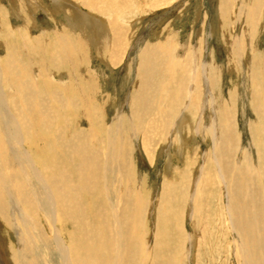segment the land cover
I'll use <instances>...</instances> for the list:
<instances>
[{"label": "rangeland", "instance_id": "1", "mask_svg": "<svg viewBox=\"0 0 264 264\" xmlns=\"http://www.w3.org/2000/svg\"><path fill=\"white\" fill-rule=\"evenodd\" d=\"M66 1L70 3L66 6L69 11L64 13L50 8L48 0H0V31L7 29L10 33L1 37L0 54L13 47L21 56H29V62L33 63L30 71H43L40 74L44 79L39 83L26 79L24 83H15L14 87L20 93L19 90L28 85L27 88L25 85L28 97L24 95L21 103L30 100L26 103L30 113L44 110L40 117L34 116L43 136L37 135L33 140L35 147L47 151L46 162L40 166L45 171L43 175L51 187L52 180L62 175L65 188L72 183L77 193L73 195L72 188L76 211L84 215L78 218V228L73 221L67 222L65 233L71 240L64 236L69 245L82 249V264H93L97 254L99 258L105 255L108 264H264V193L260 195L263 204L257 214V224L243 227L245 231L240 233L246 237V241H242L249 261L246 262L239 254L240 238L232 227L228 180L224 178L223 169H220L223 175L216 173L215 164L222 161L217 147L223 142L222 129H227L219 125L221 111L218 110V122H215L211 107L200 113L201 116L197 106L193 112L185 108L193 83L195 92L204 91L203 81L207 79L203 78L202 66L207 64L208 78L215 77L218 81L219 96L215 102L218 108L229 110L227 117L231 120L235 145L232 167L247 165L251 171L257 169L255 180L264 188V153L257 159L264 146V0ZM84 16L89 22L84 23ZM103 23L108 33H104L107 30ZM97 27L105 30L102 31L105 36L99 44L93 41L96 44L93 47L91 41ZM44 40L49 47L44 48ZM192 56L197 64L195 81V77L188 78L191 73L188 62L189 59L194 61ZM47 58L50 62L46 64ZM142 68L147 69L145 81L140 76ZM61 81L65 86L57 84ZM48 86L55 87L53 95L47 92ZM137 90H141L138 95L141 94L142 114L141 119L134 117L133 120L128 100ZM21 103L17 109H22ZM254 107L261 110L259 116L254 113ZM182 113L187 117L178 129L176 122ZM214 122L217 131H221L217 132L216 139ZM54 125L64 128L63 143L57 139L59 130ZM12 131L13 139L18 140L19 135L16 133V138L14 129ZM79 134L85 138L77 139ZM142 143H147L153 161L146 157ZM76 144L87 146L84 159ZM126 145L130 146L129 151L125 150ZM123 157L128 159L126 167ZM82 183L87 186L86 191L80 190ZM35 185L40 189L37 183ZM56 187L59 191L60 187L57 184ZM242 189L249 197L247 193L255 188L248 183ZM66 192L70 193L67 189ZM107 192L109 199L112 198L110 201H106ZM115 193L121 198L119 206L110 205L111 200L117 199ZM19 200L28 214V222L24 223H31L21 228L29 227V231L21 230L26 234L24 246L31 249L24 258L31 264L42 261L59 264V255L50 241L54 233L48 231L42 212L28 207L29 201L24 195ZM18 213L23 212L18 210L14 218L17 226L20 225ZM35 215L39 216V221ZM90 228L94 234L91 239H84V230ZM38 234L42 241L37 239ZM5 236L6 245L19 264L23 241L18 239L20 228L15 226L12 232L6 231ZM99 238L105 239L106 247L101 248ZM43 241L48 252L40 248ZM88 248L89 256L84 255Z\"/></svg>", "mask_w": 264, "mask_h": 264}, {"label": "bare ground", "instance_id": "2", "mask_svg": "<svg viewBox=\"0 0 264 264\" xmlns=\"http://www.w3.org/2000/svg\"><path fill=\"white\" fill-rule=\"evenodd\" d=\"M52 5L50 8H54L56 11H63L64 13L66 11H69V9L66 7L68 6L70 3L66 0H48ZM86 1V0H85ZM81 2V1H80ZM88 2V1H86ZM33 3V2H32ZM36 3V1H35ZM65 4V6H63ZM76 4V3H75ZM79 1L76 4L77 6H79ZM48 6V5H46ZM46 8V7H45ZM44 8V9H45ZM48 8H46L47 10ZM70 13V12H69ZM111 17V16H110ZM255 17V16H254ZM253 17V18H254ZM2 20V19H1ZM87 21L89 22V19L86 18L84 16V23H87ZM112 24V23H111ZM116 25V23H115ZM117 26V25H116ZM119 26V25H118ZM103 27L105 30H107V26H105V23H103ZM83 28V27H81ZM114 28V27H112ZM118 28V27H115ZM87 29V28H86ZM94 29V28H93ZM92 29V30H93ZM7 30V29H6ZM4 30V31H0V40L1 37L3 36H9L8 32ZM90 30V29H89ZM102 30L100 27L96 28V35H94L95 38H93V36H91L94 40H92V44L93 41L94 43L96 42V44L102 42L103 37L105 36L104 33H108L109 31L107 30L106 32L102 33ZM114 30V29H113ZM15 31V30H14ZM88 31V30H87ZM123 31V30H122ZM16 32V31H15ZM73 32V31H72ZM98 32V35H97ZM18 33V32H17ZM82 34H84L82 31L80 32ZM89 33L92 34V32L90 31ZM94 33V32H93ZM115 33V32H114ZM73 34V33H72ZM87 34V33H85ZM95 34V33H94ZM118 34V33H117ZM27 35V34H26ZM104 35V36H103ZM62 36V35H60ZM23 37V36H22ZM21 37V38H22ZM57 37H59V35H57ZM56 37V40H57ZM75 37V36H74ZM81 37V36H80ZM85 37V35H84ZM83 37V38H84ZM113 37V36H112ZM121 37V36H120ZM10 38V37H9ZM30 38V37H28ZM66 38V37H65ZM82 38V39H83ZM90 38V37H88ZM119 38V37H118ZM17 39V36H16ZM59 39V38H58ZM121 39V38H120ZM24 40V39H23ZM33 40V39H32ZM46 40V39H45ZM44 40L45 43H43L44 48L47 45V42ZM87 40V39H86ZM8 41V40H7ZM26 41V39L24 40V42ZM58 41V40H57ZM11 42V41H10ZM59 42V41H58ZM69 41L67 40V43ZM87 42V41H86ZM7 43V42H6ZM60 43V42H59ZM71 43V42H69ZM9 44V43H8ZM29 42H27L26 46L28 45ZM33 45V43H30V45ZM41 44V43H40ZM63 44V42H62ZM96 44H93L92 46L95 47ZM23 45V43L21 44V46ZM58 45V44H57ZM18 46V45H17ZM25 46V48H26ZM42 46V45H41ZM237 46V45H236ZM24 48V46H22ZM37 47V46H36ZM47 47H49L47 45ZM57 47V46H56ZM3 48V44L2 41H0V49ZM29 48V47H28ZM40 48V46H39ZM42 46V49H44ZM116 48V47H115ZM113 48V49H115ZM59 49V48H58ZM73 49V48H72ZM71 49V50H72ZM118 49V48H117ZM4 50V49H3ZM33 50V49H32ZM46 50V49H45ZM74 50V49H73ZM238 50V49H237ZM24 51V50H23ZM39 51V50H38ZM52 52V50H51ZM69 52V51H68ZM192 52V51H191ZM238 52V51H237ZM3 55L0 54V255L2 258H0V264H16L15 262V258L16 255L13 254L12 255V251L10 250V246L6 245V236H5V232H9V231H13V228L18 227L20 228V239L19 241H22L23 239L26 238V234L22 231H29V227L22 230L21 228L23 227V225H25V227L31 223L25 224L24 222H28V214L26 213L27 210H25L24 206H22L21 202H20V197L22 195H24V197L28 198L29 201V205L28 207H30L32 210L33 208L35 209L34 212H36V208L39 209L43 214V218L45 219L44 221H46L47 223V229L50 232H53L54 234V238L52 237L50 241H52L51 243H53L54 248H55V252L59 255V264H82L83 261V256L81 255V248L80 247H76L73 244L67 243V239H65V236L68 238V240H71V238L67 235V233H65L67 229V222L68 221H73L75 228H78V218L80 219V216L84 215L83 213L77 212L76 211V202H74V196L75 194H77L74 191L73 188V184L69 183L67 185V188H65L66 182L62 181V179L64 180L63 177H61L62 175H60L59 173V177L54 178L52 180V187L50 185V182L47 180L46 176H44V170L40 169V166H43V163L46 162L44 161V159H46L45 155L47 151H44L43 148L39 147H35L33 145V140L37 139V135H42L40 134V132L38 131L39 129H41L39 127V122L36 119V117L34 116H41V112L44 110L42 109H38L39 113H34L28 110V108L26 107V103L29 104L30 100L26 99L25 101H22L23 103H21V100L24 99L25 96L28 97V94L26 93L25 89V85L23 86L22 90H19L20 93L17 92V90H15L16 85H14L15 83H20L23 82L26 79H31L32 83L36 84L39 83V81H41L40 79H44V77L40 74L42 72H33V70L30 71V69L32 68L33 63L29 62L28 59L29 56L28 55H23L21 56L20 53H17V49L10 47V49L8 48V50H4L3 51ZM71 53V52H70ZM116 53V52H114ZM23 54V53H22ZM44 55V54H43ZM42 55V56H43ZM52 55V54H51ZM68 56V55H67ZM70 56V55H69ZM115 56V54H114ZM46 57V56H44ZM117 57V56H116ZM193 57V56H192ZM27 58V59H26ZM73 58V57H72ZM122 58V57H121ZM194 58V57H193ZM43 59V58H42ZM46 59V58H45ZM54 59V58H52ZM46 64L50 62V60H45ZM190 62H188V68H190L191 73L189 74L190 78L192 76V78H194L193 80L195 81L197 79L198 74H196V69H197V64H196V60L194 58L193 59H189ZM53 62V61H52ZM31 63V64H30ZM45 64V65H46ZM184 64H182L183 66ZM44 66V64L42 65ZM55 68L57 67L56 65H52ZM72 66V65H71ZM181 66V67H182ZM185 66V65H184ZM199 66V65H198ZM34 67V66H33ZM38 67V66H37ZM46 68V66H44ZM165 67V66H164ZM40 68V67H39ZM38 68V69H39ZM34 69V68H33ZM37 69V70H38ZM41 69V68H40ZM54 69V68H53ZM143 68L141 71V78L145 81V76H146V70H144L143 72ZM162 70V69H161ZM181 70V69H180ZM186 70V69H185ZM41 71V70H39ZM46 71V70H45ZM55 71V70H54ZM154 71V70H153ZM184 71V70H183ZM149 72V71H148ZM202 72H203V78L207 79L206 81L204 80V91H202L200 88L199 92L198 91H194V83L192 84L191 88L189 89V94H188V98H187V104L185 106V108L187 109V111L193 112L194 109L197 108V113L203 114L204 111L209 107H211L213 110V115L214 116V120L215 122H218L216 120V115L218 110L221 111L220 115L218 118L219 119V125L220 127H227L226 131H223L222 129V133H221V139L223 142H221V144L219 145V147H217L219 149V155L221 157V164H222V168L221 165L219 163L218 160V164L216 162V173H221L220 169H223L224 173H225V179L228 180L226 182V186L228 185V190L230 192V201L232 204V211H233V215H232V227H233V231L236 233V237L240 238L238 240V243L240 244V256L243 257V260H247L246 257V253L247 251H245V249L243 250L242 246V241H246V237L244 238V235L240 234L242 233V230H244L245 228H247V226H251V224L253 225V223L258 222V216L257 214L260 213L261 209H262V200L260 198L261 193H264V188L261 186L262 183H258L255 180L254 174H256L254 171L257 170L254 168V170H250L248 168V166H244L242 168H235L232 167V162H233V153H234V133H233V129H232V125H231V120L227 117V113L229 114V110L228 108H218L219 104L218 102L216 103L215 101H218V90L216 89L217 86V82L215 77H211L210 79L208 78V67L207 64H204L202 66ZM184 73V72H183ZM56 74V73H53ZM75 74V73H74ZM196 74V76H195ZM51 76V75H50ZM154 76V74H153ZM49 77V76H48ZM52 77V76H51ZM50 77V78H51ZM61 77V76H60ZM75 77V76H74ZM149 77V76H148ZM65 78V75H64ZM163 78V77H162ZM53 79V78H52ZM151 79V78H150ZM63 81V79H61ZM155 80V79H154ZM153 80V81H154ZM201 80V79H200ZM200 80L198 82H200ZM53 81V80H52ZM61 81V82H62ZM67 79L65 80V83H67ZM73 81V80H72ZM152 81V82H153ZM58 82L57 84H60L61 86H65L64 82ZM193 82V81H192ZM29 83V82H27ZM31 83V82H30ZM52 82H50L51 84ZM154 83V82H153ZM164 83V82H163ZM49 84V86H50ZM76 84V83H75ZM143 84V83H142ZM189 84V83H188ZM52 85V84H51ZM78 85V84H76ZM154 85V84H153ZM164 86V84H162ZM203 86V84H200ZM28 85H26L27 88ZM30 86V85H29ZM38 86V84H37ZM48 86V93H50V95H53L55 93V87H49ZM74 87V86H73ZM142 87V86H141ZM156 87V86H155ZM182 87V86H181ZM63 88V87H62ZM154 88V87H153ZM162 88V87H161ZM177 88V87H176ZM46 89V88H45ZM79 89V88H78ZM203 89V88H202ZM33 90V89H32ZM39 91V90H38ZM64 91V90H63ZM178 91V90H177ZM180 91V90H179ZM29 92V91H28ZM34 92V91H33ZM166 92V91H165ZM39 93V92H38ZM66 93V92H65ZM137 93V94H136ZM138 93H141V90H137L134 94L132 98H129V108H131L132 111V117L134 120L135 119H141V114L142 112L140 111L142 108L140 106V95H138ZM175 93V92H173ZM184 93V92H183ZM30 94V93H29ZM32 94V92H31ZM44 94V93H43ZM157 94V93H156ZM25 95V96H24ZM46 95V94H45ZM70 95V94H69ZM78 95V94H77ZM82 95V94H81ZM174 95V94H173ZM172 95V96H173ZM185 95V94H184ZM19 98H16V97ZM37 96V95H36ZM41 96V95H39ZM58 96V94H57ZM34 97V96H33ZM55 99H57L55 96H53ZM78 97V96H77ZM200 97V99H199ZM30 98V97H29ZM36 98V97H35ZM85 98V97H84ZM148 98V97H147ZM20 99V101L18 102V100ZM72 100V99H70ZM83 100V99H82ZM145 100V99H144ZM152 100V99H151ZM41 101V100H40ZM63 101V100H62ZM66 101V100H65ZM86 101V100H85ZM127 101V102H128ZM143 101V100H142ZM175 101V100H174ZM178 101V100H177ZM172 102V101H170ZM19 103H21L22 109L18 108L17 106L20 105ZM83 103V102H82ZM158 103V102H157ZM43 104V103H42ZM72 104V103H71ZM70 104V105H71ZM218 106H217V105ZM230 104V103H229ZM144 105V104H143ZM72 106V105H71ZM195 106H197L195 108ZM43 107V106H42ZM87 110V105L84 106ZM231 107V106H230ZM229 107V108H230ZM47 108V107H46ZM45 108V109H46ZM175 105L172 106V109H174V111H176ZM264 108V107H263ZM17 109V110H16ZM44 109V107H43ZM49 109V108H48ZM56 109V108H55ZM147 109V108H146ZM149 109V108H148ZM42 110V111H41ZM153 110V109H152ZM210 110V111H211ZM254 113L259 116L260 111L258 108L254 107ZM54 111V110H53ZM146 111V110H145ZM224 111V112H223ZM170 112H168L169 114ZM189 113V112H188ZM58 114V113H57ZM167 114V115H168ZM172 114V113H171ZM186 113H182L179 116V119L177 120L176 124L178 125V129L179 125L183 123V120L185 119V115ZM233 114V113H232ZM56 115V114H55ZM54 115V116H55ZM148 115V114H147ZM224 115H226V117H224ZM163 116V115H162ZM191 116V115H190ZM201 116V115H200ZM56 117V116H55ZM55 117H53V119H55ZM60 117H62L60 115ZM187 117V116H186ZM64 117H62L63 119ZM145 118V117H144ZM225 118H227V120H225ZM45 119V118H44ZM49 119V118H48ZM87 119V116H86ZM91 119V118H90ZM132 119V118H131ZM200 119V118H199ZM56 120V119H55ZM48 120H46L47 122ZM90 121V120H89ZM88 121V122H89ZM141 121V120H140ZM76 122V121H75ZM142 122V121H141ZM213 124L214 127V139H216L218 137V134H220L217 131V123ZM50 123V122H49ZM143 123V122H142ZM264 124V123H263ZM47 126H51V124H46ZM45 125V126H46ZM53 125V123H52ZM143 125V124H142ZM145 125V124H144ZM175 125V124H174ZM176 125V126H177ZM257 127V126H255ZM54 128L58 129V133H57V139L60 138V142H64V128L62 127L61 129L57 126L54 125ZM150 128V127H149ZM12 129H14L15 132V136L16 138L17 135L16 133L19 135V139L18 140H14L13 139V131ZM177 129V128H176ZM202 129V128H201ZM200 130V128H199ZM94 131V130H93ZM181 131V130H179ZM197 131V130H196ZM177 132V131H176ZM204 132V131H203ZM218 132V134H217ZM199 133V132H198ZM200 134V133H199ZM198 134V135H199ZM56 135V134H53ZM194 135V134H193ZM43 136V135H42ZM49 136V135H48ZM97 136V134H96ZM95 136V137H96ZM40 137V136H39ZM192 137V136H191ZM194 137V136H193ZM85 138V135H77V139H83ZM143 138V137H142ZM110 139V138H109ZM39 140V138H38ZM47 140V138H46ZM43 141V140H41ZM105 141V140H104ZM142 142L144 141V138L141 140ZM193 141V139H192ZM195 141V140H194ZM106 142V141H105ZM214 142V140H213ZM259 142V141H258ZM47 143V142H46ZM95 143H98L97 141H95ZM17 144V146H16ZM37 144V143H36ZM65 144L71 148L72 145H68V143L65 141ZM64 144V145H65ZM262 144V143H261ZM77 146V151L80 152V155L82 156V158L84 159L85 155L87 154L85 152V148H87V146L83 145H79L76 144ZM38 146V145H37ZM40 146V145H39ZM43 146V145H42ZM45 146V145H44ZM142 150L144 149L146 152V157L150 160L153 161V156L149 153L150 152V148L147 147V143H145L143 145L142 143ZM262 146V145H261ZM61 147V146H60ZM67 147V148H68ZM105 148V147H104ZM130 146L126 145L125 150L129 151ZM238 148V147H237ZM106 149V148H105ZM123 154H124V145L122 146ZM50 153V152H49ZM48 153V154H49ZM65 153V151H64ZM264 153V146L261 149V152L258 154L257 159L261 156V154ZM47 154V156H48ZM67 154V151H66ZM176 154V153H175ZM205 154V153H204ZM79 155V156H80ZM105 155V153H103V156ZM151 155V156H150ZM76 156V155H75ZM158 156V155H157ZM90 157V155H89ZM174 157V156H173ZM214 159H215V155H213ZM41 158H43V161L40 162ZM64 158V157H63ZM81 158V159H82ZM95 158V157H94ZM104 158V157H103ZM107 158V155H106ZM235 158V157H234ZM244 159V158H243ZM52 160V159H51ZM56 160V159H55ZM67 160V159H66ZM128 159H125L123 157L122 161L124 163V166L126 167ZM106 161V160H105ZM215 161V160H214ZM257 161V160H256ZM16 162V163H15ZM43 162V163H42ZM52 162V161H51ZM15 163V164H14ZM56 163V162H55ZM237 163V162H236ZM235 163V164H236ZM50 164V163H49ZM131 164V163H130ZM15 165V166H14ZM20 165V167H19ZM79 165V164H78ZM238 165V164H236ZM250 165V164H249ZM252 165V164H251ZM52 166V165H51ZM76 166V165H75ZM95 166V165H94ZM129 166V165H128ZM127 166V167H128ZM19 167V168H17ZM58 167V166H57ZM56 167V168H57ZM71 167V166H70ZM181 167V166H180ZM47 168V167H46ZM49 168V167H48ZM81 168V167H80ZM131 168V165H130ZM129 168V169H130ZM73 169V168H72ZM82 169V168H81ZM52 170V169H51ZM44 171V172H43ZM50 171V170H49ZM85 171V170H84ZM127 171V170H126ZM129 171V170H128ZM259 172V171H258ZM53 174V172H51ZM56 173V172H55ZM262 173V172H261ZM223 175V173H221ZM50 175V174H49ZM129 175V174H128ZM219 175V174H218ZM51 176V175H50ZM49 176V177H50ZM221 176V175H220ZM264 176V173H263ZM61 178V179H60ZM105 178V177H104ZM221 178V177H220ZM260 178V177H259ZM81 179H85V177H81ZM103 179V178H102ZM86 180V179H85ZM259 180V179H258ZM98 181V180H97ZM106 181V180H105ZM58 182V183H57ZM100 182V181H99ZM39 185L38 189L36 187L35 184ZM122 183V180H120L119 184ZM250 184L251 186H253L255 189H252V191L250 190L249 193H247L249 195V197H247L244 193H243V189L242 186L244 187V185L246 184ZM264 183V182H263ZM57 186L60 187L59 191L56 187ZM104 184V183H103ZM37 185V186H38ZM121 185V184H120ZM247 187V186H246ZM72 188L74 193H72ZM86 191L85 189L87 188L86 185H84L83 183L80 184V190ZM225 188V187H224ZM66 189L70 192L67 193ZM90 189V188H89ZM106 185L104 187V191L106 190ZM195 189V188H194ZM260 190V192H259ZM88 191V190H87ZM106 192V191H105ZM73 195H72V194ZM106 193H103V195L105 196ZM18 195V196H17ZM117 199H115L113 202L111 200L110 205H116L119 206V201H121V198H118L117 194L115 193ZM120 195V194H119ZM189 195V194H188ZM229 195V194H228ZM41 199V203L39 201V198ZM106 197V201H110L109 199V194L107 192ZM35 200V201H34ZM101 202V201H100ZM9 204V206H7V204ZM7 206V209H6ZM89 207V206H88ZM90 208V207H89ZM195 208V207H194ZM5 210L8 211V216L5 215ZM18 210L22 211V213H18V220L20 221V225L16 224V220L14 219L17 215ZM83 210V209H82ZM116 212V210L114 211ZM92 213V212H91ZM40 214V215H41ZM63 214L65 215V217H63ZM113 214V213H112ZM35 217L38 220V215H35ZM122 218V217H121ZM42 219V218H41ZM22 220V221H21ZM120 220V219H119ZM39 221V220H38ZM255 224V225H256ZM36 225H38V223H36ZM35 225V226H36ZM45 225V224H44ZM231 225V224H230ZM80 226V225H79ZM236 230H235V227ZM24 227V228H25ZM135 227V226H134ZM244 227V229H243ZM33 228L30 227V229ZM102 228V227H100ZM180 229V228H179ZM22 230V231H21ZM36 230V229H35ZM5 231V232H4ZM34 231V230H33ZM38 231V230H36ZM180 231V230H179ZM245 231V230H244ZM243 231V232H244ZM30 233V232H29ZM103 233V231H102ZM234 233V234H235ZM255 233V232H254ZM35 234V233H34ZM85 234V238L84 239H91V235L94 234V231H92V228L88 229L87 231L84 230ZM86 234L88 236H86ZM33 235V234H32ZM52 235V236H53ZM65 235V236H64ZM70 235V234H69ZM37 236V235H36ZM40 234H38V238L39 241L41 240V236ZM35 237V236H34ZM45 237V236H44ZM121 237V236H120ZM22 238V239H21ZM33 239V238H32ZM49 239V238H47ZM100 241V246L101 248L106 247V245H103L105 239H103L104 241H101L102 238H99ZM24 241V243H23ZM20 244L22 246V249L20 250L22 255L20 257L19 260V264H31L30 261L26 258H24V255H26V253L30 252V248L29 246H24L26 243V240H23ZM28 241V240H27ZM38 241V242H39ZM42 241V240H41ZM49 242V240H47ZM45 241V242H47ZM48 243V244H51ZM98 243V245H99ZM109 243V242H108ZM258 243V242H257ZM35 244V243H34ZM105 244V243H104ZM110 244V243H109ZM38 245V243H37ZM36 245V246H37ZM238 245V244H237ZM259 245V244H258ZM31 246V245H30ZM42 251L46 250V244H44V241L41 244ZM100 248V247H99ZM34 249V248H33ZM237 249V248H236ZM35 250V249H34ZM37 251V249L35 250ZM47 251V250H46ZM84 251V250H83ZM48 252V251H47ZM237 252V251H236ZM36 253V252H35ZM41 253V252H40ZM45 253V252H44ZM91 253V251H89V248L87 250V253H85L84 255L89 256ZM238 253V252H237ZM39 254V253H38ZM48 255V254H47ZM260 255V253H259ZM46 256V255H45ZM105 255H102V257L99 258V255H95V260L93 262V264H108L107 260L104 258ZM36 257V256H35ZM41 257V256H40ZM108 257V256H107ZM37 258V257H36ZM99 258V259H98ZM191 258V257H190ZM251 258H249L250 260ZM263 259V258H261ZM46 260L50 263V261L46 258ZM112 260V259H111ZM57 261V262H58ZM192 261V260H191ZM253 261V260H252ZM15 262V263H14ZM32 262V261H31ZM34 262V261H33ZM38 262V261H37ZM44 264H47V262L42 261ZM246 262H249L248 260ZM35 263V262H34ZM41 263V262H40ZM41 263V264H43ZM53 263V261H52ZM110 263V261H109ZM51 264V263H50ZM121 264V263H120ZM143 264V263H142ZM248 264V263H246ZM259 264V263H258Z\"/></svg>", "mask_w": 264, "mask_h": 264}]
</instances>
